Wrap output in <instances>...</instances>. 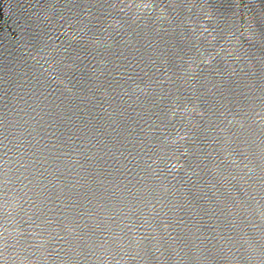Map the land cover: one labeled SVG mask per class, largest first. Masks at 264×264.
Wrapping results in <instances>:
<instances>
[{
    "label": "water",
    "instance_id": "water-1",
    "mask_svg": "<svg viewBox=\"0 0 264 264\" xmlns=\"http://www.w3.org/2000/svg\"><path fill=\"white\" fill-rule=\"evenodd\" d=\"M0 264H264V0H0Z\"/></svg>",
    "mask_w": 264,
    "mask_h": 264
}]
</instances>
